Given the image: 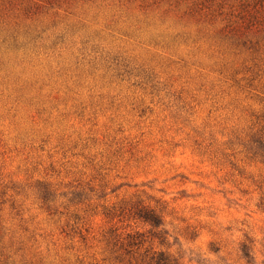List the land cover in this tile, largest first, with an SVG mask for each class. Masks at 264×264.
Wrapping results in <instances>:
<instances>
[{"label":"rangeland","instance_id":"1","mask_svg":"<svg viewBox=\"0 0 264 264\" xmlns=\"http://www.w3.org/2000/svg\"><path fill=\"white\" fill-rule=\"evenodd\" d=\"M261 132L264 0H0V264H264Z\"/></svg>","mask_w":264,"mask_h":264},{"label":"trees","instance_id":"2","mask_svg":"<svg viewBox=\"0 0 264 264\" xmlns=\"http://www.w3.org/2000/svg\"><path fill=\"white\" fill-rule=\"evenodd\" d=\"M251 149L253 150L254 155L264 156V132L258 133L253 136ZM259 205L264 210V195L261 197ZM132 212L137 218L151 224L153 228H158L162 225V218L160 214L154 208L141 204L133 208ZM141 236L142 234H139V233H135V234L129 233L127 234L126 237L122 239V237L115 234L113 240H114L115 245L120 244L122 248L131 249L134 246H139L143 242V239L141 238ZM242 251H243L244 257L247 259V262L249 264H254L250 248L246 244H243ZM150 263L151 264L152 263L154 264H175L172 262V260L167 258L165 253L162 251L158 253L157 252L154 253V255H152L150 258Z\"/></svg>","mask_w":264,"mask_h":264}]
</instances>
